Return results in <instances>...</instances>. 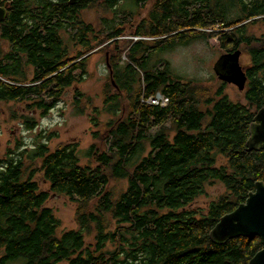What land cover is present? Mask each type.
<instances>
[{
  "label": "trees",
  "instance_id": "trees-1",
  "mask_svg": "<svg viewBox=\"0 0 264 264\" xmlns=\"http://www.w3.org/2000/svg\"><path fill=\"white\" fill-rule=\"evenodd\" d=\"M117 1L14 0L7 8L0 104H15L11 120L29 132L85 83L97 49L113 50L103 109L84 93L76 102L80 114L94 107L96 127L107 118L105 134H95L102 147L92 145L82 158L78 143L53 148L57 135L42 133L34 146L19 141L0 152V264H249L264 249L261 238L218 245L210 233L264 183V150L247 146L264 109V35L254 32L264 24V0H154L134 33L141 39L126 42L120 39L127 29L116 19L84 17L102 8L116 15ZM125 6L131 10L119 14L131 22L140 7ZM207 39L250 56L246 89L239 91L244 101L232 100L226 83L212 92L175 75L168 61H154ZM159 94L166 107L148 102ZM115 181L127 188L117 194L110 189ZM215 184L226 192L206 210H191ZM53 195L78 206L77 230L61 231L47 207Z\"/></svg>",
  "mask_w": 264,
  "mask_h": 264
},
{
  "label": "rangeland",
  "instance_id": "rangeland-1",
  "mask_svg": "<svg viewBox=\"0 0 264 264\" xmlns=\"http://www.w3.org/2000/svg\"><path fill=\"white\" fill-rule=\"evenodd\" d=\"M152 6L153 1H150L143 9H133L135 13L134 19H131V22L130 19H127L128 21L126 23L124 17L119 14V11L128 12L131 8L129 9V7L124 5L118 6L119 11L118 13L116 11V15L114 13H106V10L102 8L99 10H87L84 12V17L89 22H98L101 18H107L109 20L116 19V24L119 28L127 29V34L120 40L122 42L130 40L138 41L141 38L135 37V31L132 30V27L139 22L141 23L142 19L144 20L148 17ZM129 23L132 27L124 25H128ZM254 32L258 36L264 35V24L259 23L254 27ZM105 46L97 49L89 61L88 78L85 83L70 89L62 102L54 108L47 118L39 119V127L35 131L29 132L22 122L11 120L10 109H14L15 104H0V112L3 114L0 128V152L4 153L8 148H15L19 141L25 142L28 146H34L42 133L57 135L52 141L53 148L65 143H78L82 151V158L84 152L92 145L97 144L101 147L103 146L102 141L95 140V134L99 133V131L103 135L105 134L104 124L107 118L105 116L99 118L100 127L93 125L91 119L94 116V107L103 109V87L110 80L111 70L109 67V57L113 48L108 51ZM9 47V45H6V50H9ZM224 53L225 51L221 49L218 39H207L195 41L189 46L177 47L172 52L156 55L154 61H168L175 75L193 80L196 84H202L203 87L215 92L223 85L215 73V68L218 60ZM123 61V64H125V58ZM249 64L250 56L245 51H242L241 65L246 68ZM225 91L232 100L244 101V97L237 87L225 85ZM78 92L89 96L94 103V107L86 106L85 112L82 114L78 113L76 106L79 98ZM83 162L88 163V160L84 159ZM39 181L44 190H49V185L44 183L41 177ZM126 188V181H115L110 185V189L117 194ZM225 192V187L220 184L210 185L206 189V194L195 201L190 209L193 211H198L199 209L206 210L209 204L217 200ZM47 207L53 209L57 218L62 222L61 231L78 229L76 219L78 206L70 198L64 195H53ZM92 239L88 238L87 241L92 242ZM22 263V261H19L16 264Z\"/></svg>",
  "mask_w": 264,
  "mask_h": 264
},
{
  "label": "water",
  "instance_id": "water-1",
  "mask_svg": "<svg viewBox=\"0 0 264 264\" xmlns=\"http://www.w3.org/2000/svg\"><path fill=\"white\" fill-rule=\"evenodd\" d=\"M4 1L10 4L14 0H0V5ZM82 1L70 0V3L76 5ZM6 17L7 10L0 6V24ZM241 56L240 50L222 55L216 64L215 73L221 82L233 85L240 92H244L248 77L246 68L241 65ZM247 146L248 151L264 150V109H261L254 118ZM210 237L212 242L218 245H224L234 239L253 237L261 238L264 244V183H257L255 191L250 193L244 204L222 217L211 231ZM249 264H264V249Z\"/></svg>",
  "mask_w": 264,
  "mask_h": 264
},
{
  "label": "flooded vegetation",
  "instance_id": "flooded-vegetation-1",
  "mask_svg": "<svg viewBox=\"0 0 264 264\" xmlns=\"http://www.w3.org/2000/svg\"><path fill=\"white\" fill-rule=\"evenodd\" d=\"M150 1H154V0H118L117 1V4H116V7L118 8V6L119 5H127V4H134V5H136V6H139L140 8H144L145 6H147L148 5V3L150 2ZM82 3V2H81ZM11 4V3H10ZM9 3H7L6 1H4L0 6L1 7H3V8H5L6 10H7V8H8V6L10 5ZM138 8V7H137ZM137 8H135V9H137ZM142 21H143V19H142ZM141 21V22H142ZM124 23V22H123ZM127 24H125V26H126ZM128 26V25H127ZM139 26H140V22L137 24V25H134L133 27H132V30L133 31H135V32H137L138 31V29H139ZM227 52H225L224 54H226ZM224 54H222V55H224ZM210 206V204L208 205V207Z\"/></svg>",
  "mask_w": 264,
  "mask_h": 264
},
{
  "label": "built area",
  "instance_id": "built-area-1",
  "mask_svg": "<svg viewBox=\"0 0 264 264\" xmlns=\"http://www.w3.org/2000/svg\"><path fill=\"white\" fill-rule=\"evenodd\" d=\"M148 102L155 106L166 107L169 103V100L164 96H162L161 94H159L155 98H150Z\"/></svg>",
  "mask_w": 264,
  "mask_h": 264
},
{
  "label": "bare ground",
  "instance_id": "bare-ground-1",
  "mask_svg": "<svg viewBox=\"0 0 264 264\" xmlns=\"http://www.w3.org/2000/svg\"><path fill=\"white\" fill-rule=\"evenodd\" d=\"M132 100V99H131Z\"/></svg>",
  "mask_w": 264,
  "mask_h": 264
}]
</instances>
